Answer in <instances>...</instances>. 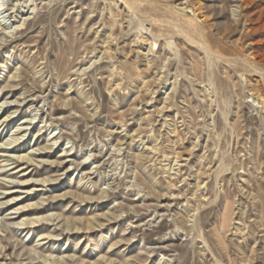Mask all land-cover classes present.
Returning a JSON list of instances; mask_svg holds the SVG:
<instances>
[{
  "label": "rangeland",
  "instance_id": "374dc122",
  "mask_svg": "<svg viewBox=\"0 0 264 264\" xmlns=\"http://www.w3.org/2000/svg\"><path fill=\"white\" fill-rule=\"evenodd\" d=\"M19 5L0 264H264V0Z\"/></svg>",
  "mask_w": 264,
  "mask_h": 264
},
{
  "label": "bare ground",
  "instance_id": "6f19581e",
  "mask_svg": "<svg viewBox=\"0 0 264 264\" xmlns=\"http://www.w3.org/2000/svg\"><path fill=\"white\" fill-rule=\"evenodd\" d=\"M41 1H43V0H41ZM20 2H21V0H12V1L11 0H0V36H2V38L0 39V49H1V47L3 48L4 46L7 45V43H8L7 39L8 38H11V37L14 38V36L17 35L19 32H22L23 30H25V28L28 26V24H29V22L31 20L28 17H23L24 14H25V8L24 7L23 8L20 7V5H19ZM185 10L186 9H181L180 11L185 12ZM28 14H29V10H28L26 15H28ZM15 38L17 39V37H15ZM4 39H6V40H4ZM9 90H10L9 87H6L5 89H3V93L8 92ZM29 97H31V96L25 97L24 100H27ZM31 101L34 102V100H31ZM72 104H74V101H72ZM6 105H7V107L14 106V105H9L8 103H3L2 105H0V109L1 108H5ZM19 106H21V105H18V107ZM8 120H9V118L6 117L0 122V130L7 122H9ZM25 124L32 125L33 122L31 121V122H28V123H25ZM25 131L26 130L22 131V129L17 130V132H25ZM19 140H21V139L18 138L15 141H9V142L7 141V143H5V144H0V158H7L5 161L9 162L8 165H4V166H6L7 168H12V169H10L8 171H6V170L0 171V175H3V174L5 175V174H7V172H9V173L12 172L13 170H15V169H17L19 167L18 164H20V163L29 164V163H31L33 161L32 159L28 158L27 156L15 157V156H10V155L7 154V153H11L12 151H15V152L18 151L19 152V151L22 150L21 146H22L23 143H21V142L19 143ZM11 145H14L15 147L13 149H11L10 148ZM37 152H40V151L37 150ZM1 153H4V154H1ZM31 154L32 155H36V153H31ZM42 154L43 153H40V155H42ZM63 164L64 163H58L57 166L59 165V168H60V167H62ZM47 182H49V181H45V182H41V183H37V182L36 183H29V182H27V183L26 182L19 183V182H15V181H7L5 179L4 180L0 179V189H6L7 190L9 188L29 186L30 184H33V185H35V184H44L45 185ZM15 193H16V191H12L10 193H7V192L6 193H0V200L3 199V196L12 195V194H15ZM14 200H16V202H20L21 199L19 197V198H16ZM17 214H19V213H17ZM21 225H26V224L21 223ZM6 232L8 234H10V235H11V233H13L9 229H7ZM48 238H50V237H48ZM6 239H5V236L3 237L0 234V243H2V242L6 243L7 242V241H5ZM8 245H10V244H8ZM3 250H5V252H7L9 250V248H7V247H2L1 248V250H0V259H4L6 257V256L2 255ZM48 262L50 264H55V260L46 258L44 263L46 264Z\"/></svg>",
  "mask_w": 264,
  "mask_h": 264
}]
</instances>
